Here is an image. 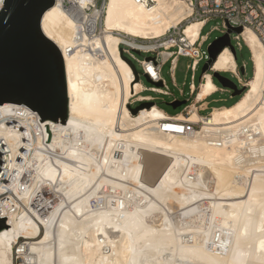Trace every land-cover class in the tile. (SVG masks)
I'll return each mask as SVG.
<instances>
[{
	"label": "bare ground",
	"instance_id": "bare-ground-1",
	"mask_svg": "<svg viewBox=\"0 0 264 264\" xmlns=\"http://www.w3.org/2000/svg\"><path fill=\"white\" fill-rule=\"evenodd\" d=\"M189 14L180 0L150 9L108 0L83 22L63 0L46 10L41 30L64 59L68 117L40 123L24 105L0 106V264L14 255L21 264H264V48L254 32L243 33L254 72L231 106L207 118L194 107L189 117L129 109L144 87L121 46L155 51ZM201 27L186 25L189 43ZM234 60L225 48L212 70L235 72ZM211 78L196 101L216 90Z\"/></svg>",
	"mask_w": 264,
	"mask_h": 264
},
{
	"label": "water",
	"instance_id": "water-1",
	"mask_svg": "<svg viewBox=\"0 0 264 264\" xmlns=\"http://www.w3.org/2000/svg\"><path fill=\"white\" fill-rule=\"evenodd\" d=\"M54 2L55 0H8L9 7L0 10V106L24 105L39 115L40 123L48 120L65 125L68 117V96L64 59L60 49L41 30L42 16ZM232 31L240 33L241 28L229 29L227 34L209 44V60L205 62L202 74L210 71L218 54L225 48H228L237 60L236 51L229 37ZM50 49H54L57 54L55 66L58 86H61L62 69L63 102L59 107L38 102L28 87L33 74L46 61ZM122 58L128 61L124 55ZM149 59L153 58L146 60ZM129 64L137 81V72L130 62ZM241 72H243L242 69ZM212 78L231 92L232 98L241 96L245 91L244 88L239 89L236 83L224 78L219 72H213ZM152 105V103H142L134 109L130 107L129 109L133 115H136L140 110L148 109ZM7 227L5 218H0V231Z\"/></svg>",
	"mask_w": 264,
	"mask_h": 264
},
{
	"label": "built area",
	"instance_id": "built-area-1",
	"mask_svg": "<svg viewBox=\"0 0 264 264\" xmlns=\"http://www.w3.org/2000/svg\"><path fill=\"white\" fill-rule=\"evenodd\" d=\"M66 8L71 12L72 16L77 21L82 22L85 20V16L92 13L95 9H102L108 2V0H63ZM136 5L143 8L150 9L156 5L157 0H132ZM185 3L190 14L176 27L171 28L168 32L158 40V48L155 51H147L143 53L145 55H151L148 58L158 73H161V69L165 64H169L170 71H174L177 68V62L179 58H187L191 60V64L187 66L192 72L191 84H194V73L197 70L198 65L202 61H208V54L200 51L203 43L206 42V36L201 35L203 27L210 21L220 19L221 27H214L213 30H217L221 33V36L227 34L229 29L241 28L240 33H229L230 42L234 47L236 54L237 51L246 49L249 53V60L251 63V73L254 72V64L251 60V49L247 45L243 33L246 29L251 30L257 36L264 48V0H180ZM87 6L85 9H81V4ZM1 10V9H0ZM197 22L201 23L202 27L199 32V37L194 43H189L185 38L184 30L186 25ZM90 27V25H88ZM228 49V48H227ZM138 52L139 51H134ZM126 53V51H125ZM128 53V52H127ZM126 57V56H125ZM130 62L129 58L126 57ZM147 59V58H146ZM144 59L143 61H147ZM141 62V65L143 63ZM236 61L235 72H219L223 74H229L231 79L236 81V85L239 89H246L245 71L247 63L243 62L241 66ZM143 67V65H142ZM243 70L241 72L240 70ZM215 72L210 67L208 73ZM146 74V73H145ZM147 75V74H146ZM187 131L196 130L195 125L191 123H183Z\"/></svg>",
	"mask_w": 264,
	"mask_h": 264
},
{
	"label": "rangeland",
	"instance_id": "rangeland-1",
	"mask_svg": "<svg viewBox=\"0 0 264 264\" xmlns=\"http://www.w3.org/2000/svg\"><path fill=\"white\" fill-rule=\"evenodd\" d=\"M214 27H221L220 19H216L208 22L201 31V35L206 36V42L202 44L200 51L205 54H208L209 44H211L216 38L221 36V33L219 31L213 30ZM121 48H124V50L126 49L125 50L126 53L124 52L123 55L129 58L130 63L134 66L137 72L138 75L137 82H139L141 86L144 87L143 91H141L138 95L133 96L132 98L129 99V107L131 109L136 108L142 103H152L158 109L162 110L164 113H166L169 116L175 117L178 114H183V116L189 117L191 111L190 108L192 107V105H195L197 108L199 107L200 103H195V96L199 91V86L201 82V80H199V77L202 74L201 73L202 68L206 61H202L198 65L197 70L194 73L195 76L193 82L194 90L190 91L192 72L190 71L189 68H187V66L191 64L190 59L179 58L177 62V68L173 72L170 71L169 68L170 65L168 63L165 64L161 69V73H159L162 82H156L155 80H151V78L145 74L144 69L141 65V62L144 59L150 57L151 55H145L141 52L136 53L134 51L125 48L124 46H121ZM243 62L247 63V68L245 71V79L249 80L251 78L252 73H251V63L249 60V53L246 49H243L242 51H237V63L241 66ZM221 75L224 78L230 79L231 81L236 83L235 80L231 79V76L229 74H221ZM212 82L216 88L224 89V91L226 92L224 93L216 92L207 99L208 109L202 110L198 114L203 118H207L211 113L212 109L229 107L241 97L239 96L232 98L231 93L225 90V88H223V86L220 85L217 82V80L213 79ZM155 88L160 89L163 93L166 92L167 95H162L150 91L151 89H155ZM140 96L143 98V100L139 99ZM144 98H148V99L144 100ZM199 128H200V124L195 125L196 130H199ZM42 141L44 145H46V142L43 139ZM37 175L38 173H36L34 176L33 179L34 182L37 180L36 178H38ZM174 216L175 215L172 214V217ZM172 219L174 220V218ZM40 230H41L40 232L42 233L43 228L41 227ZM110 232L109 233L111 237L115 236L114 232L112 231ZM19 242L24 243L25 240L19 239ZM21 263H22V259L14 255L13 264H21Z\"/></svg>",
	"mask_w": 264,
	"mask_h": 264
},
{
	"label": "snow or ice",
	"instance_id": "snow-or-ice-1",
	"mask_svg": "<svg viewBox=\"0 0 264 264\" xmlns=\"http://www.w3.org/2000/svg\"><path fill=\"white\" fill-rule=\"evenodd\" d=\"M8 7V0H0V9ZM56 57L55 50L50 49L47 53L46 61L33 74L28 84L38 102L52 107H59L63 102L62 69L61 86H58L55 66ZM177 130L179 131L180 129Z\"/></svg>",
	"mask_w": 264,
	"mask_h": 264
},
{
	"label": "crops",
	"instance_id": "crops-1",
	"mask_svg": "<svg viewBox=\"0 0 264 264\" xmlns=\"http://www.w3.org/2000/svg\"><path fill=\"white\" fill-rule=\"evenodd\" d=\"M235 61V60H234ZM241 71V70H240ZM220 72H222V71H220ZM224 72H229V71H224ZM230 72H233V71H230ZM205 74H209V73H205ZM204 74V75H205ZM220 74H223V73H220ZM203 74H201V76L199 77V80H201L202 81V78H203V76H204ZM211 80H213V78H211ZM192 87H193V85H192ZM191 87V88H192ZM224 88V87H223ZM225 90H227L226 88H225ZM228 91V90H227ZM216 92H222V93H224V92H226V91H224V89H220V88H216V90L212 93V94H210L209 96H207L206 98H204V101L202 100V102L201 101H196L195 100V103H200V105H199V107L197 108L195 105H192V107H194L195 109H196V112L199 114V112L200 111H202V110H207L208 109V102H207V99L209 98V97H211L213 94H215ZM197 93V92H196ZM231 93V92H230ZM231 97H232V93H231ZM145 99H148V98H145ZM192 107L190 108V110L192 109ZM191 112V111H190ZM183 115V114H182Z\"/></svg>",
	"mask_w": 264,
	"mask_h": 264
}]
</instances>
